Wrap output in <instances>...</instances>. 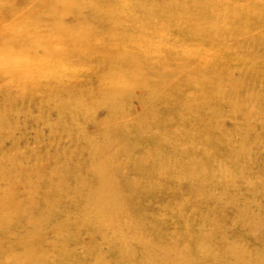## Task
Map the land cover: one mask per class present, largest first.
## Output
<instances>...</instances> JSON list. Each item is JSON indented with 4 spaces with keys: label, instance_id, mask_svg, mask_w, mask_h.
<instances>
[{
    "label": "rangeland",
    "instance_id": "1",
    "mask_svg": "<svg viewBox=\"0 0 264 264\" xmlns=\"http://www.w3.org/2000/svg\"><path fill=\"white\" fill-rule=\"evenodd\" d=\"M263 256L264 0H0V264Z\"/></svg>",
    "mask_w": 264,
    "mask_h": 264
},
{
    "label": "bare ground",
    "instance_id": "2",
    "mask_svg": "<svg viewBox=\"0 0 264 264\" xmlns=\"http://www.w3.org/2000/svg\"><path fill=\"white\" fill-rule=\"evenodd\" d=\"M205 234H207V232ZM251 264H264V260L261 261V260H257L256 258H253Z\"/></svg>",
    "mask_w": 264,
    "mask_h": 264
}]
</instances>
